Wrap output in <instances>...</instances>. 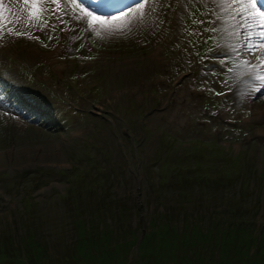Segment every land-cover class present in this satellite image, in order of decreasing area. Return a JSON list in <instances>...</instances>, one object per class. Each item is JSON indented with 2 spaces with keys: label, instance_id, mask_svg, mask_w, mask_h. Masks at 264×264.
Returning a JSON list of instances; mask_svg holds the SVG:
<instances>
[{
  "label": "rangeland",
  "instance_id": "obj_1",
  "mask_svg": "<svg viewBox=\"0 0 264 264\" xmlns=\"http://www.w3.org/2000/svg\"><path fill=\"white\" fill-rule=\"evenodd\" d=\"M12 1L4 7L20 16ZM94 1L84 7L122 24L126 7L111 12ZM54 17L27 29L36 40L7 34L16 26L0 14V233L17 239L34 225L53 256L69 253L68 208L88 203L92 191L101 197L93 187L107 176L113 199L137 201L146 227L169 207L183 219L179 190L204 193L206 213L244 206L263 228L264 85L253 77L264 66L254 71L245 49L232 51L243 40L230 35L233 22L217 4L162 0L133 31L104 38L68 15L67 24ZM192 173L203 181L196 187L184 181ZM161 183L164 191L155 189ZM12 253L7 264H27L21 250Z\"/></svg>",
  "mask_w": 264,
  "mask_h": 264
},
{
  "label": "trees",
  "instance_id": "obj_2",
  "mask_svg": "<svg viewBox=\"0 0 264 264\" xmlns=\"http://www.w3.org/2000/svg\"><path fill=\"white\" fill-rule=\"evenodd\" d=\"M108 170L109 167L104 175ZM187 177L184 181L190 186L203 182L195 173ZM100 183L93 188L95 193L100 190L101 197L95 199L92 191L88 203L80 202L76 209L74 203L69 205L74 229L69 253L53 256L43 235H36L38 229L31 225L17 239L14 233H0V264L13 260L15 249L21 250L27 264H264V227L246 219L254 213L244 206L221 205L219 210L206 206V213L201 204L204 193L203 197L188 198L178 190L176 196L188 203L182 208L183 219L169 207L150 216L146 227L137 213V201L128 204L129 197L125 195L113 199L114 186L109 176ZM208 184L218 185V181L210 180ZM165 186L161 183L155 189L164 191ZM163 196L156 193V198ZM132 221L140 222L142 228L131 226Z\"/></svg>",
  "mask_w": 264,
  "mask_h": 264
},
{
  "label": "snow or ice",
  "instance_id": "obj_3",
  "mask_svg": "<svg viewBox=\"0 0 264 264\" xmlns=\"http://www.w3.org/2000/svg\"><path fill=\"white\" fill-rule=\"evenodd\" d=\"M157 2H162V0H134V2L127 4L126 11L122 12V24L119 27H113L110 19H100L93 12L88 11L84 7V0H63V7L61 0H43L35 13L27 7L20 9L21 15L13 16V21H11L16 26L15 31L9 28L7 34L27 36L29 39L39 40V37H34L27 29L35 27L37 21L47 24L45 14H50L63 24L68 23L63 19L65 15H68L72 20L80 22L82 28L93 32L97 37L104 38V35L116 34L126 35L137 26L142 25L155 12ZM213 2L233 22V31L230 35H234L238 41L243 40V43L232 45V51L239 54L240 48L245 49L252 59L245 60L244 63L254 71L264 66V0H213ZM17 3H22L24 6L31 3V8H37L33 0H17ZM49 4L52 7H49ZM2 9L3 0H0V11ZM24 11L28 12L27 16L23 15ZM217 19L219 20L221 17L217 16ZM193 23H204V21H193ZM212 31H217V29L213 28ZM3 36L4 30L0 29V39H3ZM221 62L223 63V61ZM253 78L264 85V75L257 72ZM261 90L260 87L255 89L257 92ZM209 91L213 90L209 89ZM215 94L223 95L224 93Z\"/></svg>",
  "mask_w": 264,
  "mask_h": 264
},
{
  "label": "bare ground",
  "instance_id": "obj_4",
  "mask_svg": "<svg viewBox=\"0 0 264 264\" xmlns=\"http://www.w3.org/2000/svg\"><path fill=\"white\" fill-rule=\"evenodd\" d=\"M14 1V2H13ZM12 1V4H11V2L9 3L8 2V4H10V5H13L14 7H21L22 9H25V7H27V8H30L31 9V11L33 10V9H35V8H31V3L28 5V6H24V5H22L21 6V4H18L17 3V1L16 0H13ZM16 1V2H15ZM33 2H35L36 3V5H37V7H39L40 5H41V3L43 2V0H33ZM7 3V2H6ZM4 5H5V3H4V0H3V9H2V11H0V14L2 15V20H12L13 19V13H12V15L10 14V11H9V8H5L4 7ZM14 10V9H13ZM34 11V10H33ZM15 12V11H14ZM16 13V12H15ZM27 14H28V12L27 11H24V15H26L27 16ZM18 15V14H17ZM102 17V16H101ZM110 18V17H109ZM54 19H56L57 20V18L56 17H54ZM101 19H105L104 17L103 18H101ZM107 19V18H106ZM112 21V20H111ZM66 27V26H65ZM64 27V28H65ZM71 30V29H70ZM65 33V32H64ZM63 33V34H64ZM68 33H70L69 31H68ZM65 37V36H64ZM64 47V46H63ZM54 57V56H53ZM262 71V70H261ZM263 72V71H262ZM261 72V73H262ZM21 91V90H20ZM19 91V92H20Z\"/></svg>",
  "mask_w": 264,
  "mask_h": 264
},
{
  "label": "water",
  "instance_id": "obj_5",
  "mask_svg": "<svg viewBox=\"0 0 264 264\" xmlns=\"http://www.w3.org/2000/svg\"><path fill=\"white\" fill-rule=\"evenodd\" d=\"M142 236H143V234L139 237V239H138V241L137 242H139V240L142 238Z\"/></svg>",
  "mask_w": 264,
  "mask_h": 264
}]
</instances>
